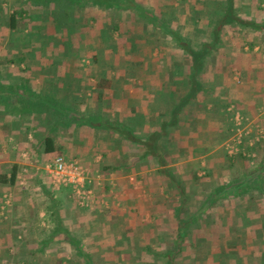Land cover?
<instances>
[{
  "label": "crops",
  "instance_id": "0c3cea01",
  "mask_svg": "<svg viewBox=\"0 0 264 264\" xmlns=\"http://www.w3.org/2000/svg\"><path fill=\"white\" fill-rule=\"evenodd\" d=\"M134 1L0 0V264H264V0Z\"/></svg>",
  "mask_w": 264,
  "mask_h": 264
},
{
  "label": "built area",
  "instance_id": "2783aa9c",
  "mask_svg": "<svg viewBox=\"0 0 264 264\" xmlns=\"http://www.w3.org/2000/svg\"><path fill=\"white\" fill-rule=\"evenodd\" d=\"M52 171V179L55 184L58 186H74V189L78 192L80 201L85 198L86 194L90 195V197L93 195L92 190H84L87 171L79 164L68 162L64 157L59 156L54 161V170Z\"/></svg>",
  "mask_w": 264,
  "mask_h": 264
},
{
  "label": "trees",
  "instance_id": "16d2710c",
  "mask_svg": "<svg viewBox=\"0 0 264 264\" xmlns=\"http://www.w3.org/2000/svg\"><path fill=\"white\" fill-rule=\"evenodd\" d=\"M88 3H92L93 5H98L100 7L105 8V9L114 8L117 10L135 11V12L136 11L137 12H144L145 11V9H143L134 0H88ZM228 3H229V7H228L229 10L233 9L234 0H228ZM142 14L143 13H141L140 15H142ZM146 19H149V18H146ZM46 148H47V152H52L54 150L53 140L50 137L46 138ZM8 183L11 186L15 185L16 173H13V175H12V177H10V179H7V177H4L3 175L0 176V184L6 185Z\"/></svg>",
  "mask_w": 264,
  "mask_h": 264
},
{
  "label": "rangeland",
  "instance_id": "374dc122",
  "mask_svg": "<svg viewBox=\"0 0 264 264\" xmlns=\"http://www.w3.org/2000/svg\"><path fill=\"white\" fill-rule=\"evenodd\" d=\"M157 1V5H158V3H160V1L161 0H156ZM190 0H172V2H173V5H178V4H181V3H183V4H185L186 5V3H188ZM117 5V4H116ZM200 5H202V4H200ZM112 9H114V8H112ZM105 10H107V11H105V13H106V15L107 14H109V11H108V9H105ZM115 11L117 10V9H114ZM117 11H119V10H117ZM124 13V12H123ZM123 13H121V14H123ZM240 118V117H239ZM240 120V119H239ZM237 124H241L240 123V121H238L237 120ZM241 131H242V129H241ZM239 132V135L236 137L237 138V143H239V140H240V136L242 135V133L243 132ZM235 132H237V130H235ZM249 132V131H248ZM245 133V132H244ZM238 138H239V140H238ZM241 141H242V139H241ZM254 141V142H253ZM252 141V143H255V140H253ZM252 144H249V146H251ZM242 149H246L247 150V148L245 147V146H243V145H231V146H229V152H230V154H233V155H237V156H239L240 154H242L243 156H246L247 158H250V159H252L253 158V153H248V151H247V153L246 154H243V151H242ZM242 151V152H241ZM252 151H254V147H252ZM63 157V156H62ZM55 161V160H54ZM71 162H74V161H71ZM53 165H51V166H48L51 170H54V162L52 163ZM77 164H79V163H77ZM80 165V164H79ZM46 166V165H45ZM80 166H82L85 170H86V167L85 166H83V165H80ZM87 171V174H88V170H86ZM49 172V177H51V179L53 178V176L51 175V172L50 171H48ZM90 176V175H89ZM71 188V187H70ZM74 191L75 192H73V195H75L77 198H78V192H77V190H75L74 189ZM2 211V210H1ZM0 211V212H1Z\"/></svg>",
  "mask_w": 264,
  "mask_h": 264
}]
</instances>
